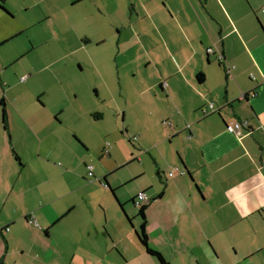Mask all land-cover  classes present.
Listing matches in <instances>:
<instances>
[{"label": "crops", "instance_id": "obj_1", "mask_svg": "<svg viewBox=\"0 0 264 264\" xmlns=\"http://www.w3.org/2000/svg\"><path fill=\"white\" fill-rule=\"evenodd\" d=\"M19 4L35 11L0 42L40 27L30 37L37 45L70 46L71 35L82 44L112 28L119 42L137 47L122 77L117 65V78L135 121L127 131L136 139L128 140L139 153L129 149L112 168L111 146L104 157L101 146L75 136L81 147L67 141L71 152L55 159L43 145L59 137L52 120L63 119L33 102L17 104L34 72L10 83L2 68L0 264H118V254L129 263L125 250L134 254L116 238L124 229L141 264H160L136 236L138 191L146 195L139 204L147 205L148 245L167 264H264V0ZM232 121L245 123L236 134L226 130ZM122 168L126 183L142 182L135 193L118 194L126 183L112 176ZM175 168L181 172L169 176Z\"/></svg>", "mask_w": 264, "mask_h": 264}, {"label": "rangeland", "instance_id": "obj_2", "mask_svg": "<svg viewBox=\"0 0 264 264\" xmlns=\"http://www.w3.org/2000/svg\"><path fill=\"white\" fill-rule=\"evenodd\" d=\"M0 2L5 6V9L0 8V38H2L1 36H11L10 34L25 28L27 17L35 11H32V9L28 11L19 10L18 8L22 6L19 4V0H0ZM6 7L12 10L13 14ZM37 28L39 29H32L31 31L34 37L41 32L40 27ZM98 31L102 34L101 37H95L90 42L81 44L78 41V44L71 35L70 42L72 45L64 44L60 47L50 45V43L37 45L34 39L30 40V31L28 33L26 30L21 31L5 42H0V70L4 68L5 71L10 72V74L7 73L9 76L5 77L8 78L10 83L21 80V78L25 80L27 77L26 70L34 72L30 76V80L20 85L25 88L23 97L14 101L17 104H19V101L24 100L29 103L33 102L36 104L35 106L38 105L42 109L43 113L44 111L52 113L55 110L63 119L61 123L55 119L52 120L57 125L56 134L59 137L53 138L43 145L44 149L51 148L55 159H57L56 155L60 152L70 151L67 141L74 147H81L82 144L79 142L81 144L79 145L74 139L75 136H78L94 149L101 146L100 153L101 149L109 144L111 146L113 168L116 162H121L127 158L129 149H132L135 155L139 153L138 148L130 145L131 143L128 140V138L135 136L127 131V126H133L135 121L133 116L130 115L129 104H126L119 95L120 85L117 78V65L119 66L118 74L122 77L123 72L127 69L126 63L128 64V60L131 58V51L137 49V47L128 41L119 42V33L112 28L102 30L100 28ZM66 37L70 38V35H66ZM101 38H104V41L97 42V39ZM73 42L75 43L73 44ZM56 49H63V52L69 49L70 53L61 58L63 55L61 53V56L59 53L57 54ZM28 50L30 52H27ZM51 53L52 55H50ZM53 55L55 56L53 57ZM56 57L59 58L56 59ZM51 60H54V62ZM8 81L5 80V85L9 83ZM43 92L46 93L42 95ZM1 96L2 93L0 92V98ZM39 97L40 100H43L44 107L41 105L43 103L38 101L37 98ZM60 104L64 108L61 113L57 108ZM124 110H126L125 116L122 114ZM95 113H98L99 116L95 117ZM43 122L50 123L47 119ZM77 161L79 160L77 159ZM93 166L95 167V165ZM98 168L102 173L106 170V167L102 165ZM141 169H144L143 165L136 167L139 173L141 171L138 170ZM128 170L129 168H122L114 172L112 178L125 181L130 178ZM71 176L75 178V175L72 174ZM141 183L140 181L128 182L124 185V188L118 191V194L121 196L131 191L135 193ZM130 205H132L131 202ZM126 233V229L117 231L116 238L134 254L130 255L125 250L127 256L134 260L126 263L124 258L118 254V257H121L118 264H141L142 261L144 263L145 258L142 260L140 256L136 255V250L132 249L134 244ZM145 264L150 263L145 262Z\"/></svg>", "mask_w": 264, "mask_h": 264}, {"label": "trees", "instance_id": "obj_3", "mask_svg": "<svg viewBox=\"0 0 264 264\" xmlns=\"http://www.w3.org/2000/svg\"><path fill=\"white\" fill-rule=\"evenodd\" d=\"M0 8L5 9L4 5L1 2H0ZM1 102H2L1 104H3V99H1ZM94 116H99V114L95 113ZM133 138L136 139V137H133ZM135 201H136V198H135ZM138 206H139L138 207V216L140 217L141 222H140L138 231H136L137 239L140 242V244L144 247L145 251L148 254L154 256L158 260V262L160 264H167L165 259L162 257V255L158 251H156V250L152 249L151 247H149V245H148V237H147V234H146V231H145V215H144V211L147 208V205L138 204ZM129 222L131 223L130 219H129Z\"/></svg>", "mask_w": 264, "mask_h": 264}, {"label": "built area", "instance_id": "obj_4", "mask_svg": "<svg viewBox=\"0 0 264 264\" xmlns=\"http://www.w3.org/2000/svg\"><path fill=\"white\" fill-rule=\"evenodd\" d=\"M245 123H242L241 121H232L231 123L229 124H226V130L230 133H237L239 130H241L243 128ZM108 144V143H107ZM110 148V145L108 144L105 148H104V152L105 153H108V150ZM86 168L88 169V173L90 176L93 175V172H92V166L91 165H86ZM175 171H180V169L178 168H175L173 170H171L168 175L169 176H172L174 174ZM146 198V195L144 192H139L136 196V204H139L141 200L145 199Z\"/></svg>", "mask_w": 264, "mask_h": 264}, {"label": "flooded vegetation", "instance_id": "obj_5", "mask_svg": "<svg viewBox=\"0 0 264 264\" xmlns=\"http://www.w3.org/2000/svg\"><path fill=\"white\" fill-rule=\"evenodd\" d=\"M101 154H102V156H106V155H108V153H105L104 152V147H103V149L101 150ZM104 182V181H103Z\"/></svg>", "mask_w": 264, "mask_h": 264}]
</instances>
